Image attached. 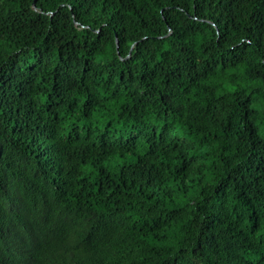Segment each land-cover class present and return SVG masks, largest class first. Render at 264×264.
Here are the masks:
<instances>
[{
    "label": "trees",
    "instance_id": "16d2710c",
    "mask_svg": "<svg viewBox=\"0 0 264 264\" xmlns=\"http://www.w3.org/2000/svg\"><path fill=\"white\" fill-rule=\"evenodd\" d=\"M0 264H264V0H0Z\"/></svg>",
    "mask_w": 264,
    "mask_h": 264
},
{
    "label": "water",
    "instance_id": "95a60500",
    "mask_svg": "<svg viewBox=\"0 0 264 264\" xmlns=\"http://www.w3.org/2000/svg\"><path fill=\"white\" fill-rule=\"evenodd\" d=\"M116 43H117V40H116Z\"/></svg>",
    "mask_w": 264,
    "mask_h": 264
}]
</instances>
